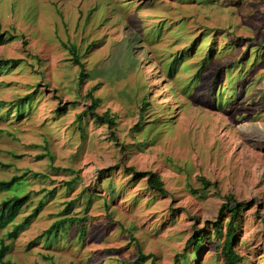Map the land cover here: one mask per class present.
<instances>
[{
    "label": "rangeland",
    "instance_id": "1",
    "mask_svg": "<svg viewBox=\"0 0 264 264\" xmlns=\"http://www.w3.org/2000/svg\"><path fill=\"white\" fill-rule=\"evenodd\" d=\"M12 60L0 181L22 184L0 204L28 196L13 225L40 210L15 239L0 230L3 262L223 264L230 196L244 205L238 264H264V0H0V62ZM90 89L114 126L87 111Z\"/></svg>",
    "mask_w": 264,
    "mask_h": 264
},
{
    "label": "trees",
    "instance_id": "2",
    "mask_svg": "<svg viewBox=\"0 0 264 264\" xmlns=\"http://www.w3.org/2000/svg\"><path fill=\"white\" fill-rule=\"evenodd\" d=\"M14 38L12 35L8 37V40H11ZM73 55V62L74 64L78 65L80 68H82V64L79 61L78 55L72 51ZM17 61H5V62H0V68H5L8 67L10 64H16ZM84 77L83 72H80V81H82V78ZM94 89H90L87 93V96L91 100V105L88 108V112L95 116L97 120L101 122H105L109 126H114L115 125V120L116 116L115 115H110L108 111H106L101 117L94 115V112L96 110V107L100 103V99L94 98L92 96ZM35 94V93H34ZM33 93L26 95L25 97L18 99L15 103V108H17V113H20L23 109V106L27 104L28 106L30 105V102L32 100ZM79 116L78 118H80ZM136 126V125H135ZM138 128V125L137 127ZM41 158V157H40ZM109 170V169H108ZM108 170H100L99 174H105L107 173ZM130 172H132V169H130ZM133 176L135 180H141L143 178H146V183L151 188L152 190H155L157 193H163V182L160 180V178L154 174V173H133ZM22 179L20 177H13L10 181H0V192H9L13 191L14 189H17L21 184H22ZM66 186H71L70 183H67ZM28 196H22V197H17L14 196L13 198L4 200L0 204V230L5 229L9 224H12V228L10 232L8 233V238L10 240L15 239L18 234H20L25 227L30 223V221L38 216V212L40 210V206H38L34 211L25 218V220L17 225H13V222L16 220L17 216L20 214L22 208L27 204L28 201ZM228 204L229 205H224L222 206L223 210L220 212V215L223 214V211L229 212V221L226 226V232L224 235V241L222 243V255H223V264H238L241 260V258L235 253L233 250V243L235 240V232H236V221L239 213L241 212V208L244 207V205L238 204L237 202L233 201L232 197H228ZM69 208H67L66 211H68ZM73 219H63L60 221L55 222L50 226L49 229L45 231V236L47 240V243H49L50 239L54 237L56 239L59 231H65L67 230V227H70L71 224L73 223ZM264 224V220H263ZM215 230L217 233H219V229L215 227ZM204 241V238L202 235H193L188 239L189 243H192V248L194 252H198L202 248V243ZM46 243V241H45ZM46 243V244H47ZM9 247L7 246H1L0 247V264H10L9 262H3L4 256L7 254ZM139 253V260L143 261L146 260L147 257L143 256L140 251ZM183 258V257H182ZM184 261V260H183ZM178 259L175 258V262L173 264H177ZM137 264V262L133 263Z\"/></svg>",
    "mask_w": 264,
    "mask_h": 264
}]
</instances>
